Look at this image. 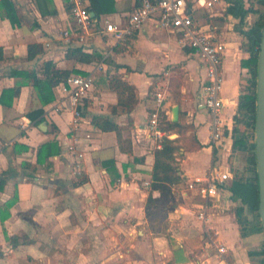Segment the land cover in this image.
I'll return each instance as SVG.
<instances>
[{
    "label": "crops",
    "instance_id": "0c3cea01",
    "mask_svg": "<svg viewBox=\"0 0 264 264\" xmlns=\"http://www.w3.org/2000/svg\"><path fill=\"white\" fill-rule=\"evenodd\" d=\"M6 1L14 10L15 22L9 18L8 4L0 0V98L4 89L27 82L11 77V72L37 70L51 60L61 69L93 73L95 82L81 107L82 120L76 130L82 141L78 148L87 152L80 169L67 149L74 114L50 112L63 96L61 85L54 89L56 100L48 105L27 84L12 107L0 103V264H217L205 231L217 234L229 248L232 264H251L248 254L264 245V234H258L256 241L252 236L242 239L235 217L223 214L230 209L222 206L213 207L204 224L194 217L200 201L185 196L188 181L204 177L217 164L229 167L233 144L225 136L218 149L211 145V114L198 107L207 82L202 59L182 48L176 34L153 20L121 43L104 32L105 21L125 22L141 0L107 1L114 11L96 21L84 44L76 42L71 47L61 41V32L72 27L67 0ZM196 1L188 0L192 16L210 24L226 44L221 118L224 131L231 132L248 77L242 60L248 58L243 32L248 31L250 17L242 22L226 15V0L210 10L198 7ZM35 43L43 45L44 53L29 61L28 47ZM72 47L96 53L101 60L68 63L65 52ZM179 65L185 83L174 90L172 73ZM118 67L123 80L136 88L139 102L130 114L111 111L118 95L110 89L109 77ZM160 91L165 97L160 112L172 122V110L179 106L178 122L192 126L202 147L181 153L179 174L184 182L173 186L172 201L150 216L151 187L144 183H152L157 142L149 138L148 121ZM95 117L121 127L123 137L132 141V157L120 151L115 132H103L94 125ZM50 143L59 148L58 153L52 154ZM161 196L153 191L154 199Z\"/></svg>",
    "mask_w": 264,
    "mask_h": 264
},
{
    "label": "trees",
    "instance_id": "16d2710c",
    "mask_svg": "<svg viewBox=\"0 0 264 264\" xmlns=\"http://www.w3.org/2000/svg\"><path fill=\"white\" fill-rule=\"evenodd\" d=\"M90 11L94 12L95 20H99L102 15L110 14L114 10L109 8V0H88ZM228 7L226 15L239 17L242 22L250 17V24L244 34L243 47L248 53V58L242 60V67L247 69L248 77L245 80V87L241 91L237 113L235 115L234 128L231 132L225 131V136L233 140L229 159L238 163V166L229 164L232 172V179L228 184L227 190L231 193V200L236 204L233 209L240 237L249 238L252 235L264 233L262 220L259 213V178L257 172L255 125L257 117V85H258V63L261 41L264 34V0H226ZM112 3L113 0H112ZM141 3V1H140ZM139 3V4H140ZM9 18L15 22L14 10L10 3L5 0ZM191 7V4H189ZM12 12V13H11ZM129 16V15H128ZM2 50L0 49V54ZM44 53L42 44L35 43L28 47L29 61ZM100 55L87 53L82 48H69L65 52L64 59L69 63L95 64L100 62ZM0 55V60H1ZM120 67L117 72L109 77V87L117 93L118 101L111 107L113 114H130L135 109L139 100L136 96V88L123 80ZM87 73L72 67L61 69L53 60L45 62L41 68L31 71H13L11 77L23 78L27 82L20 83L13 88L4 89L1 94L0 103L12 107V102L19 96L21 87L24 84L33 86L43 105H48L56 100L54 89L59 87L72 75H86ZM11 100V101H10ZM42 114V111L39 112ZM159 129L165 135L161 140L162 147L154 150L155 163L152 170L151 192L147 202V213L152 215L157 210L164 209L172 201L173 186L184 182V178L179 174L180 170L175 165L176 153L179 152V139H171L172 132L180 128V122L172 123L163 113L160 115ZM95 126L103 132H115L117 135L118 147L121 152L133 156V144L130 138H124L121 127L111 121L95 117ZM192 130V126L187 127ZM196 147L191 150L200 149L202 146L193 137ZM53 146L52 154L59 152V148ZM188 151V150H187ZM216 153V152H215ZM228 159V161H229ZM136 160V159H135ZM140 162L144 158L138 159ZM220 162V161H219ZM218 162V163H219ZM85 181V180H84ZM153 191H160L161 198L154 199ZM251 264H264V245L258 250L249 252Z\"/></svg>",
    "mask_w": 264,
    "mask_h": 264
},
{
    "label": "built area",
    "instance_id": "2783aa9c",
    "mask_svg": "<svg viewBox=\"0 0 264 264\" xmlns=\"http://www.w3.org/2000/svg\"><path fill=\"white\" fill-rule=\"evenodd\" d=\"M69 13L72 19V27L61 32L63 45L71 47L76 42L84 44L96 24L91 16L87 0H67ZM222 0H197L198 7L210 10L219 5ZM153 20L162 28L178 36V43L184 49H189L197 54L206 67V85L198 107L211 114L210 142L218 149L225 140L223 120L221 114L224 109V101L221 97L223 88L222 64L226 52V44L218 32L208 23L198 22L191 14L188 0H141V3L128 16L125 22H104V32L121 43L128 41L144 23ZM99 68L101 66L99 65ZM95 77L90 75H72L60 86L63 96L51 107L50 112L62 113L71 111L74 114L72 121V133L67 149L75 156L77 168H82L86 159V151L79 150L81 139L76 133L79 122L82 120L81 107L85 100L89 99L94 88ZM164 92L156 94V108L148 121L149 138L156 141V148L162 147L161 140L165 133L159 129ZM86 139H91L86 135ZM232 179L230 167L217 164L204 177L187 182L185 196L193 201H200V205L194 213V217L206 224L210 220L213 207L230 209L236 204L231 200V193L227 190ZM151 182H145L146 188L151 187ZM208 238L209 248L216 251L217 264H232L229 260V248L222 243L217 234L204 232Z\"/></svg>",
    "mask_w": 264,
    "mask_h": 264
},
{
    "label": "water",
    "instance_id": "95a60500",
    "mask_svg": "<svg viewBox=\"0 0 264 264\" xmlns=\"http://www.w3.org/2000/svg\"><path fill=\"white\" fill-rule=\"evenodd\" d=\"M94 17L95 13H91ZM180 107L175 106L172 110V122H178ZM177 136H172L175 139ZM257 172L259 178V213L264 229V34L260 46L258 63V85H257V117L255 125Z\"/></svg>",
    "mask_w": 264,
    "mask_h": 264
},
{
    "label": "rangeland",
    "instance_id": "374dc122",
    "mask_svg": "<svg viewBox=\"0 0 264 264\" xmlns=\"http://www.w3.org/2000/svg\"><path fill=\"white\" fill-rule=\"evenodd\" d=\"M150 62H151V58H150ZM179 66L180 67H176L175 69H173V73H172V79H171V81H172V86H174V88H173L174 90L179 89L183 85V83H185V81H184L185 73L181 69L182 68L181 67L182 65H179ZM245 80H246V78H245ZM245 85L246 84L244 82L243 89H244ZM175 87H176V89H175ZM184 124H186V123H184ZM187 127H189V125H187V124L186 125H180V128L177 131L172 132L171 135H170V138L172 136H178L177 138L179 139L178 144H179L180 150H179L178 153H176V156H177V159L178 160L175 162V165L178 168H181V163H182V161L184 159V155L181 154V153L182 152L184 154L186 152H189L190 153L192 151L191 149L193 147H196V144H195L194 139H193V137H194L193 129L192 130H187ZM221 163H223V162H221ZM232 163H234L233 165L238 166V163L237 162H234L233 160H230L229 159L228 164H232ZM233 209H234V207L230 208V210H223L224 212H222V213L225 214V215H230V217L233 219V216H234ZM217 210L219 211V213H221L220 212V209H217ZM235 223H236V220H235ZM251 239H253L255 241L258 240V234L252 235Z\"/></svg>",
    "mask_w": 264,
    "mask_h": 264
}]
</instances>
